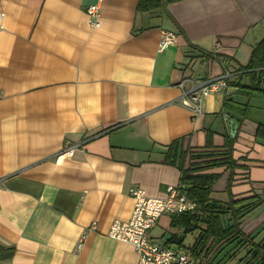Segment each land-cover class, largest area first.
<instances>
[{
    "label": "crops",
    "instance_id": "obj_1",
    "mask_svg": "<svg viewBox=\"0 0 264 264\" xmlns=\"http://www.w3.org/2000/svg\"><path fill=\"white\" fill-rule=\"evenodd\" d=\"M138 3L0 0V246L13 248L0 264H136L132 245L107 231L129 218L131 186L152 197L183 186L177 164L163 161L175 140L200 154L233 138V156L249 169L232 191L250 181L254 209L264 203V95L238 94L232 72L228 89L192 117L177 87L182 77L246 64L264 36V0H165L147 11ZM94 4L95 28L86 12ZM165 30L174 42L160 49ZM65 145H76L71 155ZM171 216L149 237L188 252L196 232L172 226ZM245 219L246 233L262 224L246 229Z\"/></svg>",
    "mask_w": 264,
    "mask_h": 264
},
{
    "label": "trees",
    "instance_id": "obj_2",
    "mask_svg": "<svg viewBox=\"0 0 264 264\" xmlns=\"http://www.w3.org/2000/svg\"><path fill=\"white\" fill-rule=\"evenodd\" d=\"M164 3L165 0H139L137 9L147 11ZM232 72H238V81L231 82L238 94L264 95V36L252 47L247 63L238 65ZM241 76L246 82L242 83ZM232 139L229 138L221 150H207L200 154L183 148L180 140L166 147L163 161L177 164L181 170V188L196 205L193 213L173 214L171 225L183 227V233L196 232L193 242L186 248L192 257H203L210 264H264V234L258 238L256 235L260 231L252 235L242 229V217L259 204L258 196L253 193L236 197L232 191L234 182L243 179L237 175L249 169L242 162L244 156H233ZM220 167L222 171L213 170ZM225 172L228 197L222 200L213 197L212 193L215 183ZM181 241L182 237L177 244ZM12 253L13 248L0 246V259L8 258Z\"/></svg>",
    "mask_w": 264,
    "mask_h": 264
},
{
    "label": "built area",
    "instance_id": "obj_3",
    "mask_svg": "<svg viewBox=\"0 0 264 264\" xmlns=\"http://www.w3.org/2000/svg\"><path fill=\"white\" fill-rule=\"evenodd\" d=\"M88 24L99 25L100 12L97 4L87 7ZM174 42L171 31H162L160 49ZM218 49L216 46L214 53ZM232 71L223 68L218 76L200 78L186 76L177 82L180 90L179 103L191 112L192 117L202 113L204 99L215 92L227 90ZM76 145H65L63 153L71 155ZM163 197L146 195L138 186H131L128 194L133 200V207L127 220L115 219L109 226V238L132 245L137 255L136 264H193V257L182 248L174 245H161L152 241L149 232L163 214L193 213L196 205L187 198L181 186L169 185Z\"/></svg>",
    "mask_w": 264,
    "mask_h": 264
},
{
    "label": "rangeland",
    "instance_id": "obj_4",
    "mask_svg": "<svg viewBox=\"0 0 264 264\" xmlns=\"http://www.w3.org/2000/svg\"><path fill=\"white\" fill-rule=\"evenodd\" d=\"M243 182L236 184L234 187V192H240L239 191L240 187H241L240 189L242 190L241 191L242 193H235L236 197L248 196V194L251 193V189L253 190V187H252L253 184H250V181L244 180ZM225 184H226V174H222V176L218 179V181L214 185V191L212 193V196L215 198H218V199H222V200L227 199L228 196H227V193L225 190ZM248 215L249 214H246L245 216L242 217V219L246 218L245 219V222L247 223L246 229L254 228L256 226L254 224H258L259 221H261L262 224L259 227H257V229L255 231H253L252 235L257 234V232L260 231L258 233L259 235H256V237L262 236L261 234L264 233V203L262 205H259V207L256 208V210L254 209L251 212L250 216H248ZM169 229H170V231L180 233V230L178 228L175 229L173 227H170ZM170 233H172V232H168L164 236V238H167L170 235ZM192 238H193V234H191V235L188 234L187 236H185L184 244H188L189 242H191ZM229 263L232 264L233 262H229Z\"/></svg>",
    "mask_w": 264,
    "mask_h": 264
},
{
    "label": "bare ground",
    "instance_id": "obj_5",
    "mask_svg": "<svg viewBox=\"0 0 264 264\" xmlns=\"http://www.w3.org/2000/svg\"><path fill=\"white\" fill-rule=\"evenodd\" d=\"M95 28V27H94Z\"/></svg>",
    "mask_w": 264,
    "mask_h": 264
}]
</instances>
